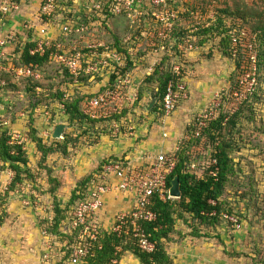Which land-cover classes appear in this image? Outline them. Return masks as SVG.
I'll return each mask as SVG.
<instances>
[{
  "label": "rangeland",
  "instance_id": "1",
  "mask_svg": "<svg viewBox=\"0 0 264 264\" xmlns=\"http://www.w3.org/2000/svg\"><path fill=\"white\" fill-rule=\"evenodd\" d=\"M186 1V4L181 1L171 4L170 7L179 12L174 25L178 23L181 26H191L190 30L194 28L193 23L199 21L205 25L210 17L218 13L220 9L227 7L229 10H234L236 4L240 7L264 12V0ZM73 4V6L67 4L68 8L72 7L71 12L76 11L79 7L86 8L88 1L73 0ZM150 10L145 4L137 5L131 13L132 17L124 14L125 17L120 15L111 21H109L110 18L106 21H103V19L96 20L97 23L90 30L95 39L105 42H112L113 36L118 37L120 40L124 33L128 32L129 26L130 29L132 27L131 31L134 34L139 30L146 32L149 29L152 30V27L140 18L139 13L143 12L142 16L146 17V12ZM154 10L159 11L158 9ZM15 12L0 16V39L7 42L4 50L7 60H0V67L2 68H6L10 64L12 66L16 65L19 59L17 49L23 47L30 39L38 38L41 35L48 39H56L59 35L60 26L67 19L58 16V25L55 26L57 31L53 36L45 30V33H41L43 28H47L49 31L54 24H46L39 16V10L36 14L31 12L30 19L16 18L20 12ZM191 12L194 14H191ZM200 14L202 18L198 19L197 17ZM230 19H226L225 22H230ZM238 21L243 22L240 19ZM245 24L250 27L251 20H248V23ZM141 37L145 38L147 36ZM220 39L221 37L215 36L208 39L202 46H198L194 51L183 50V55L195 53L193 56H189L188 59L185 58V66L181 65L183 59L180 54L173 55L174 58L171 59V63L174 61L176 65L183 67V79L186 78L187 82L189 80L196 82L192 80L193 77L200 78L201 91L195 86L192 88L189 83V99L180 101L170 117L165 118L159 113L147 112L144 110L147 104L138 107L136 103L134 109L131 108L133 111L126 115V118L122 121L126 130L131 126L134 132L136 128L149 124V130L152 132L149 139L151 141L154 139L157 146L165 139L163 134H166L165 137H169L165 139L167 146L190 149L189 152L193 151V164L198 169H201L202 163L207 161L210 149H208L209 143L206 142L205 138L201 139L200 144L197 146L192 143L194 134L191 127L195 126V119L201 111L200 107L204 106L201 103L192 104L199 99L200 94L206 98V101H204L205 107L209 103L219 102V99L215 98L217 92L227 98L231 93L228 91L229 87L232 86L230 81H233L237 75L233 60L222 53L225 45L220 46ZM145 47L136 52L140 62H137L132 70L141 66V64H144L145 69L151 68V64L156 57L150 55ZM242 64L244 65L243 59ZM140 68V70H144L143 67ZM199 69H201L200 72ZM138 70V68L135 69V71ZM149 71L144 70L143 76H139V85L142 83L144 73ZM39 74L41 78L39 81L44 84L40 89L42 91L49 90V93H52L51 98L48 99V104H46L49 110L48 115L41 114L38 116L33 112L32 118H29L30 115L27 116L28 114L24 112L32 96L25 89L27 86L25 83L19 82L20 85L15 88L6 86L4 90L0 91V115L6 121L2 129H9L14 139L24 145L28 159V169L32 175V178L24 177L23 182L17 185V190L0 199V264H43V246L46 243L51 245L49 251L51 256L47 264H67L69 255L66 253L70 251L69 247L71 246L69 237L63 231L64 229L67 230V227L61 228L59 231L57 229L55 233L48 232V240L42 239V231L53 222L56 203L61 209L71 204V195L74 189H77L79 183L87 176L91 173L94 174L93 171L106 157L118 155L119 150L116 146H120L119 142L122 140L120 137L118 138L120 134L112 136L111 133L114 130L112 120L96 122L97 124L94 125L92 130L84 121V124L83 122L70 124L67 115L59 111L56 106L59 101L53 94L56 89L68 90L71 94L72 92L74 94L78 92L84 93V96L93 95L91 90L92 86L95 87L94 82H86L85 85L67 89V82L63 83L64 73H61V69L54 61L43 68ZM258 77L260 88L256 93V97L248 100V104L245 103L236 109V111L238 109L241 111L236 127H228L226 131V134L229 133L226 140L234 142L238 150H234L231 154L234 171L229 176L230 179L224 199L226 198L227 202L226 208H232L235 215L233 217L240 221V228L235 229L227 221H222L213 227L207 226L184 214L186 221L182 219L177 221L174 233L170 240L166 242V248L173 264H264V66L260 68L257 75V83ZM14 80V75L11 74V83H16ZM60 81L61 84H59ZM133 83L136 85V82ZM134 84L133 86H135ZM133 86L132 84L129 85L137 93ZM15 104H18L19 107L10 111V108L17 107V105L14 106ZM221 106L222 110L229 111L227 110L229 106L224 105L223 107L222 104ZM188 110H191L190 113ZM229 113L228 115L232 114L230 111ZM12 118L15 119L13 123L10 122ZM30 119L33 120L30 121ZM58 125H64L63 133L66 132L71 139L78 137V141L69 145L67 155L52 153L42 161L36 145L30 140L32 129H34L36 137L42 139L46 146H50L54 141H61V139L56 140L52 137L53 131ZM187 127H190L189 131H187ZM84 131H88V135H84ZM136 132L138 131L136 130ZM106 135L108 138L106 137L107 143H105L110 147H106L107 145L104 144L101 148V136ZM130 138L133 137H125L128 141ZM140 140H143V138H138L137 141ZM156 155L154 154V156ZM9 173L0 161V181L2 183L8 184L10 182L12 175ZM198 173L200 174V172ZM49 177H53L59 182V188L54 196L49 193L52 186ZM29 199L32 203H39L36 206L37 208L33 206L35 204L24 205L25 201ZM135 260L137 259L128 253L125 255L122 264H127L130 261V264H135V262L132 263Z\"/></svg>",
  "mask_w": 264,
  "mask_h": 264
},
{
  "label": "built area",
  "instance_id": "2",
  "mask_svg": "<svg viewBox=\"0 0 264 264\" xmlns=\"http://www.w3.org/2000/svg\"><path fill=\"white\" fill-rule=\"evenodd\" d=\"M21 1V0H20ZM19 1V2H20ZM86 13L83 19H70L69 17L59 28V35L64 37H74L76 40L68 45L58 43L57 39H48L41 35L38 38L34 37L35 46L29 51L30 55L39 54L43 56L47 51H50V58L55 63L63 67L72 78L71 83L66 84L67 89L76 87L82 84L80 79L87 78L88 83L96 79H102L101 90L93 94L94 97L86 98L83 103V114L91 120H106L130 108L138 98L137 93L133 92L130 85V76L128 73L121 74L120 70L125 68L127 60L131 62L137 57V51L134 44H138L137 36L129 35L120 42L119 47H114L103 40L99 41L94 38L92 31L95 22H92L95 16L97 20L106 19L107 17H117L122 13H127L128 17H132L131 13L137 5L145 4L149 8L146 12L155 26L152 27L156 31L148 40V50L151 55H155L151 68L147 72L149 74L153 68L161 62L159 56H163L166 50L165 40L170 38V32L173 29L174 22L177 20L178 11L171 9L170 5L186 0H87ZM19 2L16 0H0V16H6L13 11L19 9ZM56 0H42L39 6V16L50 17L56 8ZM158 9L159 11H155ZM105 11L107 13H105ZM143 12H140L141 16ZM191 14H194L191 12ZM201 19L202 16L197 17ZM196 19V16H195ZM214 16L210 17V21L214 22ZM86 21H89L86 23ZM50 22H46L49 24ZM202 24V22H200ZM199 24V21L198 23ZM210 22H206L205 26ZM160 27V28H159ZM197 26L191 30L192 33L197 31ZM226 28L230 45L232 47V57L240 54L243 59V72L240 76L237 89L230 93L227 98L224 95H215L219 99L217 103H210L207 108L198 113L196 117V126L200 130L205 127L206 121L215 119L219 112L221 104L229 106L227 110L234 113L244 101L248 99L256 91L257 87V47L258 40L255 34L251 33L247 28L242 26V22L236 20L234 23L226 22ZM49 32L47 28H43L41 33ZM40 30L38 31V33ZM58 35V36H59ZM196 37L187 36L180 40L177 45L179 50L194 51L197 47L193 44ZM175 39L171 44L177 42ZM7 42L0 39V60H7L5 46ZM139 47V44L137 45ZM52 48L54 50L52 51ZM119 48V49H118ZM140 62V61H136ZM137 64V63H136ZM135 64V65H136ZM0 70L11 72L15 79L28 78L32 80L40 79V74L32 67L20 66L15 67L11 64L6 67H0ZM181 74L180 65H173V75ZM115 75L113 85L109 81ZM64 97H69L70 92L63 90ZM224 96V97H222ZM187 99L185 87L182 83L174 84L170 81L167 85L166 94L161 102L165 118L175 111L179 101ZM58 110L64 113V106L59 105ZM225 111V112H229ZM35 114L40 116L48 115L49 110L46 106L35 109ZM123 119L113 122V135L120 134L125 131L123 128ZM198 130V132H199ZM132 131V128H129ZM20 144V143H18ZM176 150V149H175ZM159 153L152 159H148L146 164L136 165L133 160L120 158L112 160L102 165V167L93 174L91 182L87 186L83 197L75 202L70 207L66 215V220L63 222V231L74 238V243L67 258V264H84L86 260L92 257L95 249L100 250L98 245L101 227L98 220V213L104 208V196L111 192H121L132 194L134 197L133 208L128 212H120L116 214L112 225L108 229L118 238L131 241L140 251L151 254L154 252L155 246L149 240L144 226L152 223L156 219V214L150 210L152 197L157 195L159 200L166 202L173 199L169 196V189L166 185L167 177L174 170L176 165V157L174 151ZM212 165H216V161H211ZM193 172L198 170V167L192 164L189 167ZM217 168L210 171L212 176H216ZM12 175L13 173L10 172ZM11 178V180H12ZM10 180V182H11ZM10 182L2 183L0 181V191L7 190ZM213 205L214 202H211ZM35 204V205H33ZM26 206H38L39 203L29 199L25 201ZM37 208V207H36ZM211 215H214L212 213ZM223 219L228 221L235 229L240 228L238 219L233 216L223 215ZM51 220V219H50ZM1 223V222H0ZM66 230V231H65ZM47 230L42 231V239L48 240ZM45 243V242H44ZM51 245L46 243L43 248L42 263H49ZM121 252L120 247L115 248V258L109 264H120L118 253Z\"/></svg>",
  "mask_w": 264,
  "mask_h": 264
},
{
  "label": "trees",
  "instance_id": "3",
  "mask_svg": "<svg viewBox=\"0 0 264 264\" xmlns=\"http://www.w3.org/2000/svg\"><path fill=\"white\" fill-rule=\"evenodd\" d=\"M19 2L20 0H16ZM202 1V0H201ZM42 2V0H41ZM40 2V4H41ZM73 3V0H56V8L52 12L53 14L50 17L42 16V20L44 22L49 21L52 24L58 23V16L59 14H64V11L61 10L60 6H66L67 4L71 5ZM64 4V5H62ZM68 6V5H67ZM105 13H107L105 11ZM127 13H122L121 16L125 17ZM68 17L71 19L72 15ZM108 18L109 21L115 20L117 17H107L103 21H106ZM141 19L144 20V22H147V19L149 18V21L152 26V20L148 16L145 18V16H140ZM214 22H210L209 25L205 26L204 24L193 23V25H196L197 31L195 33H192L189 29L190 27L187 25L181 26L178 23L173 26L172 31L170 32V38L168 40L164 41V44L166 46V50L163 53L162 60L159 63V65L155 66L153 70L147 74V76L144 77L143 83L147 85H154L155 91L153 93V99L156 101L153 108L150 110V113H159L161 116H164L163 112L161 111L162 105L161 102L166 94L167 85L170 81H173L174 84L176 83H182L185 87V93H187L186 85L183 83V67H181V74L179 76L173 75V65L176 64L174 61L171 63V59L174 58L173 55H179L182 56L183 50H179L177 45L180 43V40L187 37V36H193L196 37V40L193 42V44L198 47L202 46L208 39H212L215 36L221 37L220 46L223 47V55L228 57L229 59L233 60L234 65L236 66V76L234 77L233 81H230L232 86L229 87V92H233L237 89V85L239 83L240 76L243 72V64H242V57L240 54H237L235 57H232V47L229 42V38L227 35V32L229 31V28H226V22L225 20L228 18H231L230 22L234 23L236 20H243L242 26L247 28L251 33L255 34L258 40V47L256 49L258 58H257V75L260 72V68L264 66V12H258L256 10L247 8V7H240L239 5H235V9L229 10L227 7L225 9H220L218 13L214 15ZM97 18L94 16L92 19V22H95ZM248 20H251V26L247 27L245 23H248ZM179 21V20H178ZM89 21H86L88 23ZM101 22V21H100ZM148 23V22H147ZM154 27V26H153ZM132 29V27H131ZM129 26L128 32H125L122 38L119 40L118 37L113 36L112 42H107L109 44H112L114 47H119L120 42L125 39L129 35L137 36L139 40H150L151 37L142 38L140 32H137L136 34L132 33ZM151 30V29H149ZM140 31V30H139ZM151 31H156L154 28H152ZM30 34V33H29ZM155 36V34H153ZM31 36V35H29ZM210 36V37H208ZM76 36L74 37H64L63 35H59L57 37V42L61 44H71L76 40ZM34 39V38H33ZM33 39H30L27 41L23 47H20L17 49V52L19 54V59L14 65L15 67L20 66H27L32 67L34 70H37L40 72L43 68L47 67L49 64H52L53 61L50 58V51H47L43 56H40L39 54L36 55H30L29 51L35 46V41ZM177 39V43L172 45L171 43ZM139 44V42H138ZM137 44V45H138ZM136 44L133 45L136 49H138ZM119 49V48H118ZM140 49V48H139ZM54 48H52V51ZM148 50V48L146 49ZM179 52V53H178ZM141 54V53H139ZM139 56H137L136 59H134L133 62H131L129 59L127 60V65L125 68L121 69V74H130L132 72L133 67L137 63ZM57 64V63H56ZM172 64V66H171ZM58 67L61 69V73H64L63 76V83L67 82V84L71 83L72 78L69 76L67 71L63 69L62 66L57 64ZM12 73L9 72H2L0 71V91L4 90L6 86L10 87H18L20 83H25L27 86L25 89L27 92L31 93V100L28 101L26 110L27 116L30 115L29 118H32V114L35 109L38 107H44L48 106V99L51 98L52 93H49L50 91H42L40 88L44 86L43 82L39 81L41 80H32L28 78H19L15 79L14 82L11 83L10 81V75ZM115 79V75H113L109 81L110 85H113V81ZM82 82L81 85H85L87 78L80 79ZM18 82V83H17ZM20 82V83H19ZM62 82L60 81L59 84ZM260 81L258 77V83L256 87V91L248 97L246 101L243 102L241 106H243L245 103L248 104V100L256 97V93L258 89L260 88ZM17 84V85H16ZM80 86V85H79ZM76 86V87H79ZM55 96L59 99V101L56 103V106L63 105L65 110L64 114L68 117V122L70 124H73L75 122H87V125L94 129V125L97 124L96 122H104L108 120H112L113 122L119 121L120 119L126 118V115H129L130 112H132L134 109L133 107L137 103V106L140 107V101L141 96H139L136 101L132 105V109L127 108L125 109L121 115H115L111 118H108L106 120H91L86 115L83 114V101L86 98L94 97L93 95H87L84 96V93H78L75 92V94L72 92V96L64 97V93L56 89L54 91ZM188 98V95H187ZM181 99L180 101H182ZM187 100V99H185ZM179 101V102H180ZM184 101V100H183ZM82 103V107H81ZM14 108H10L9 110H16L19 105L15 104ZM136 106V107H137ZM178 104L176 105L177 108ZM240 106V107H241ZM239 107V108H240ZM8 110V111H9ZM23 113V112H21ZM240 109H238L236 112L232 113L231 115L229 112H225L222 110V106L220 107V112L218 116L213 120H207L205 127L201 128L200 130L198 127L192 126L193 130V137L194 141L192 142L195 144L194 146H197L200 144L201 139H206V142L209 143L208 149H210L209 156L207 158V161L202 163L201 169L193 172L189 169V167L194 163L192 152L189 150H186L188 148H176L174 151V156L176 157V165L174 170L171 172V174L167 177L166 185L167 188H170V182L174 178V176H178L180 181V189H181V197L177 200L169 199L166 202H163L159 200L158 196L155 195L152 197L151 200V206L150 210H152L156 214V219L152 223L146 224L144 226L145 231L147 233V236L149 240L154 244L155 249L154 252L151 254L144 253L139 250L131 241L125 240L122 238H118L115 234L112 232H108L106 230L101 229L99 234V241L97 246H101V249H95V253L92 257L88 258L84 264H109L112 259L115 258V248L120 247L121 252L118 253V259L121 260L123 256L126 254L133 255L138 261L139 264H173L172 259L167 251V241L170 240L172 234L175 231V226L177 224V221L182 219L186 221V217L184 214L191 217L193 220L199 222L200 224H206L207 226H214L215 224H219L222 221H226L223 219V215L226 214L228 216H235L233 209L228 207L226 208V198L224 199L226 187L229 182V176L234 171L233 166V159L231 157V154L234 152V150H238L237 145H235L234 142H231L229 140H226V136H228L229 133L226 134L227 128H235L237 124V120L240 116ZM24 114V113H23ZM22 114V115H23ZM228 118V119H226ZM33 119H30V121ZM15 119H10V122H14ZM5 120L1 118L0 115V161L3 166H5L6 170L13 173V178L7 187V190L0 191V199L3 196L8 195L14 190H17L19 184H21L24 180V177L26 178H32V175L28 169V159L26 157L25 153V147L22 143L18 144V142L14 139V136L12 133L7 130H3V124H5ZM83 122V124H84ZM101 122V123H102ZM128 122V121H126ZM196 122V119H195ZM190 130V127H187V131ZM199 130V132H198ZM84 135H88V131L83 132ZM30 140L36 145L37 151L41 154V160L44 161L48 155L52 153H61L62 155H67V150L69 145L74 144L78 141V137L72 138L67 135V133H63V137L61 138V141H54L50 146H46L42 139L35 136V131L32 129V133L30 135ZM74 141V142H73ZM191 148V145H190ZM197 156V155H196ZM112 158L114 157H108L107 159H104L96 168L95 171L97 172L103 164L108 163L112 161ZM118 159V158H117ZM215 160L216 165H212L211 161ZM217 168L216 176H212L210 174V171L215 170ZM200 172V174L198 173ZM93 177V173L87 176L84 180H82L79 183V187L77 189H74L71 195V204H69L66 208L61 209L59 205L56 203L54 207V216L52 219V223H50V226L45 227L44 230H47V232H57L63 228V222L66 220V215L70 210V207L75 204V202L83 197V194H85L87 186L91 182V179ZM49 181L51 183V187L49 189V193L51 195H55V192L59 188V182L54 179L53 177H49ZM211 202H214L213 205ZM1 203V201H0ZM214 213V215H211ZM239 221V220H238ZM1 222V221H0ZM228 222V221H227ZM240 223V221H239ZM70 239L71 246L69 247L71 251V247L74 243V238L68 234H65ZM68 250V251H69ZM69 252L66 254L69 255Z\"/></svg>",
  "mask_w": 264,
  "mask_h": 264
},
{
  "label": "crops",
  "instance_id": "4",
  "mask_svg": "<svg viewBox=\"0 0 264 264\" xmlns=\"http://www.w3.org/2000/svg\"><path fill=\"white\" fill-rule=\"evenodd\" d=\"M40 2H41V0H21L19 2V10H18L20 13H19V15L16 16V18H24V19L27 18V19H30V17L32 16L31 12H35V14L38 12L39 6H40ZM33 4H34V6L32 7ZM73 5L74 4L72 3V6ZM60 8H61V10L64 11V14H59V16H61L62 19L68 18V15L69 16L72 15V19H74V20L75 19H83L84 16H85V13H86V8L82 9L81 7H79L76 11H73V12H71L72 11V9H71L72 7L68 8L67 5H66V7L65 6H60ZM18 11H16L15 13H17ZM63 16H64V18H63ZM147 17H148V15H146L145 18H147ZM46 22H48V21H46ZM147 22H148V25L151 26L149 18L147 19ZM14 23H16V22L14 21ZM57 25H58V23L54 24L53 28H50V30H49V32L53 36L56 34L57 30H56L55 26H57ZM14 26L16 27V25H14ZM153 26H155L154 22H152V26L151 27H153ZM138 32H140L141 36L146 35L147 37H151V35L154 34V31H151V30H147L146 32L140 30ZM147 37H145V38H147ZM148 43L149 42L146 41V40H142V41L139 40L138 50H140L144 46H146L145 48L147 49L148 48ZM146 51H149V50H146ZM193 54H195V53H187V54H184V55L182 54L181 58L183 59V61H182L181 65L185 66V58L188 59V57L191 56V55L193 56ZM145 57H144V60H145ZM140 67L144 68V64L143 65L141 64V66L135 68V69L138 68L139 69L138 71H135V69L132 70V72L129 74V76H130V81L129 82H130V84H132V86L134 84L133 82H136V85L134 84L135 86H133V87L137 91V96L138 97L141 96L140 97L141 101L139 103L140 107H141V105L145 106L146 104L148 106L152 101H154L153 93L155 91V86L154 85L150 86V85H147V84L143 83L144 77L147 76V73H144V77L142 79V83H140L141 85H139V76L140 75L143 76V71L144 70L146 71L148 69V68H146V69L144 68V70H140L141 69ZM200 70L201 69H199V72H200ZM192 80L196 81V82H191L190 80H189V82H187L186 78L183 79V83L186 85L187 90L189 91V85L188 84L190 83L192 88H193V86H195V87L198 88V90L201 91L200 78H194L193 77ZM92 82L95 83V87L92 86L93 88L91 90V94H95V93H97V91L101 90L103 82H102V79H96L95 81H92ZM92 82H90V83H92ZM137 87H138V89H137ZM130 89H132V91L134 92L133 88H130ZM188 91H187V93H188ZM187 95H188V98H187V100H188L189 99V94H187ZM198 98L199 99L197 101H195L192 105H196V104L201 103L202 106H203V104H204L203 107H200L201 108L200 110L202 111V110H204L205 108L208 107V106L205 107L206 104H205L204 101H206V98L203 97L201 94L199 95ZM184 101H186V100H184ZM155 103H156V101H155ZM131 108H132V106H131ZM144 110L147 111L146 108H144ZM149 111H147V112H149ZM190 111L191 110H188L189 113H190ZM201 111H199V112H201ZM145 126H141V127L136 128V130L138 132H136V130L134 132L133 131V127H131V126H129L127 130H126L125 127L123 128L125 131H121L120 135L118 136V138L120 137V139H122L119 142L120 146H118V145L116 146L117 150H119L118 155H111L112 157H114V158H112V160H116L117 158L118 159H120V158L127 159L128 158V159L133 160L136 165H138V164L143 165V164H146L148 159H152L153 158L152 156H154V154H159V153H164V152H171V151L176 149L175 148L176 146L174 148L167 146V142L165 141V139H168L169 137L168 138L165 137L166 134H163V138H165V139H163L161 144L159 146H157L155 141H154V139H153V141H151L149 139L150 138V134H152V132L149 130V128H150L149 124L145 125ZM150 126H151V124H150ZM129 128H132L131 132L129 131ZM111 132H112V130H111ZM111 134L113 136V133H111ZM107 135L106 136H101V139H100L101 148H102V146L104 144L107 143V138H108ZM126 136H132L133 138H130V140L128 141V139H125ZM138 138H143V140H140L138 142L137 141ZM100 145L98 146V148L100 147ZM106 145H107L106 147H110V145H108V144H106ZM157 151H158V153H157ZM111 156H108V157H111ZM108 157H106V159ZM133 203H134V197H133L132 194L121 193V192H111V193L106 194L104 196V204H105V206L98 213V220L100 221L101 227L103 229H108L112 225L116 214H118L120 212H128V211H130L133 208ZM123 259H125V256H123L122 259L120 260V264L123 263ZM126 259H127V257H126ZM130 262H128L127 264H130ZM134 262H135V264H139L138 260H135L132 263H134Z\"/></svg>",
  "mask_w": 264,
  "mask_h": 264
},
{
  "label": "water",
  "instance_id": "5",
  "mask_svg": "<svg viewBox=\"0 0 264 264\" xmlns=\"http://www.w3.org/2000/svg\"><path fill=\"white\" fill-rule=\"evenodd\" d=\"M155 104V100L152 101L147 107L146 110L149 111L152 109L153 105ZM65 126L64 125H58L52 134L53 139H61L63 130ZM169 196L173 199H180L181 197V189H180V181L178 176H174V178L170 182V188H169Z\"/></svg>",
  "mask_w": 264,
  "mask_h": 264
}]
</instances>
